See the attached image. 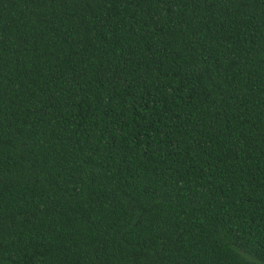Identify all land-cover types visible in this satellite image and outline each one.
Wrapping results in <instances>:
<instances>
[{"label":"trees","instance_id":"1","mask_svg":"<svg viewBox=\"0 0 264 264\" xmlns=\"http://www.w3.org/2000/svg\"><path fill=\"white\" fill-rule=\"evenodd\" d=\"M0 264H264V0H0Z\"/></svg>","mask_w":264,"mask_h":264}]
</instances>
